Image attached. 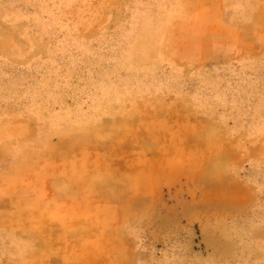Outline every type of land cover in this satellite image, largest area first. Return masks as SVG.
Listing matches in <instances>:
<instances>
[{"label": "rangeland", "instance_id": "374dc122", "mask_svg": "<svg viewBox=\"0 0 264 264\" xmlns=\"http://www.w3.org/2000/svg\"><path fill=\"white\" fill-rule=\"evenodd\" d=\"M0 264H264V0H0Z\"/></svg>", "mask_w": 264, "mask_h": 264}]
</instances>
